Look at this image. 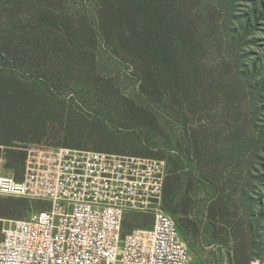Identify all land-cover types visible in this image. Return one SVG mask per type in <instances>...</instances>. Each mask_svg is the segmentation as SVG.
I'll return each mask as SVG.
<instances>
[{"label": "rangeland", "instance_id": "374dc122", "mask_svg": "<svg viewBox=\"0 0 264 264\" xmlns=\"http://www.w3.org/2000/svg\"><path fill=\"white\" fill-rule=\"evenodd\" d=\"M263 1L193 0L195 13L204 10V19L220 26L211 47L192 53L181 48L176 68L153 65L143 55L152 64L147 69L127 47L128 26L111 14L104 23L96 0H0V24L16 25L33 54L31 65L13 71L51 100L45 129L23 147L163 159L167 179L176 177L174 201L164 196L163 208L175 220L191 264H232L244 234L252 237L256 229L263 257L252 263H262ZM231 146H240L245 158L229 160ZM0 158L2 167L9 158L18 161L5 148ZM16 171L20 175L21 167ZM47 207L0 196V231ZM151 224L150 216L133 213L125 231Z\"/></svg>", "mask_w": 264, "mask_h": 264}, {"label": "built area", "instance_id": "2783aa9c", "mask_svg": "<svg viewBox=\"0 0 264 264\" xmlns=\"http://www.w3.org/2000/svg\"><path fill=\"white\" fill-rule=\"evenodd\" d=\"M26 150L22 179L0 168V196L48 207L0 231V264H191L163 208L165 160L43 145ZM133 213L150 216L151 226L126 232Z\"/></svg>", "mask_w": 264, "mask_h": 264}, {"label": "trees", "instance_id": "16d2710c", "mask_svg": "<svg viewBox=\"0 0 264 264\" xmlns=\"http://www.w3.org/2000/svg\"><path fill=\"white\" fill-rule=\"evenodd\" d=\"M192 1L96 0L104 23L111 14L118 25L123 23L128 26L127 47L137 54L139 65L147 69L151 63L145 61L143 55L152 58L153 65L164 64L176 68L177 54L181 48L192 53L211 47L210 37L218 33L220 26L211 19L205 20L204 10L195 13ZM262 5L264 7V1ZM16 27L9 21L0 24V149L5 148L7 154L16 156L18 161L9 158V163L3 167L15 172L17 179H22L28 155L27 146L24 148L23 145L34 141L30 138L32 133L45 129L46 111L51 100L44 90L32 87L28 80L19 78L12 69L28 67L33 55L28 49V41L20 36ZM179 42L182 43L181 47ZM227 156L229 160L245 158L240 146H231ZM17 165L21 167L20 175L16 171ZM175 182L176 177L166 180L165 199L174 201L172 193ZM171 212L176 213V209L173 208ZM245 229L251 231L250 225L247 224ZM260 230L256 229L252 237L251 232L244 234L242 243L237 245L232 264H251L254 259H262V246L256 244L259 243L258 239H263ZM234 235L235 238L239 237L238 234Z\"/></svg>", "mask_w": 264, "mask_h": 264}]
</instances>
